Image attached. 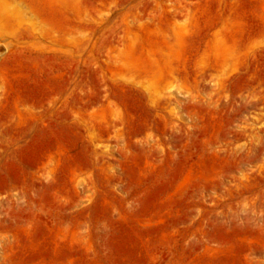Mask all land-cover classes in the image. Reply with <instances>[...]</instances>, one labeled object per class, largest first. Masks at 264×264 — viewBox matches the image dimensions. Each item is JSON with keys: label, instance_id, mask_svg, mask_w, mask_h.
I'll return each instance as SVG.
<instances>
[{"label": "rangeland", "instance_id": "obj_1", "mask_svg": "<svg viewBox=\"0 0 264 264\" xmlns=\"http://www.w3.org/2000/svg\"><path fill=\"white\" fill-rule=\"evenodd\" d=\"M0 5V264H264V0Z\"/></svg>", "mask_w": 264, "mask_h": 264}, {"label": "bare ground", "instance_id": "obj_2", "mask_svg": "<svg viewBox=\"0 0 264 264\" xmlns=\"http://www.w3.org/2000/svg\"><path fill=\"white\" fill-rule=\"evenodd\" d=\"M3 1H5V0H3ZM0 6H1V5H0ZM1 8H2V7H1ZM1 8H0V9H1ZM2 10H3V9H2ZM5 51H6V50H5ZM2 56H3V55H2ZM132 82H133V83H134L136 86H138V87L140 86V85H139V83H137V82H134V81H132ZM140 87H141V86H140ZM140 87H139V88H140ZM168 90H169V88H168ZM169 93H171V91H170V90H169ZM154 102H155V100H154V101H152V102H151V104H152V105H154V104H153ZM155 105H156V104H155ZM239 129H242V128L240 127Z\"/></svg>", "mask_w": 264, "mask_h": 264}]
</instances>
